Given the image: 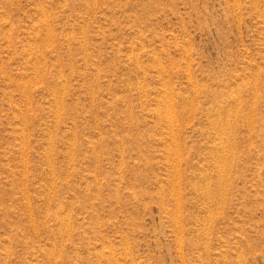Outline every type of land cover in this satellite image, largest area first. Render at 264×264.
Here are the masks:
<instances>
[{"label": "rangeland", "instance_id": "rangeland-1", "mask_svg": "<svg viewBox=\"0 0 264 264\" xmlns=\"http://www.w3.org/2000/svg\"><path fill=\"white\" fill-rule=\"evenodd\" d=\"M0 264H264V0H0Z\"/></svg>", "mask_w": 264, "mask_h": 264}, {"label": "bare ground", "instance_id": "bare-ground-1", "mask_svg": "<svg viewBox=\"0 0 264 264\" xmlns=\"http://www.w3.org/2000/svg\"><path fill=\"white\" fill-rule=\"evenodd\" d=\"M172 115V114H171ZM171 117H173V116H171ZM217 119V118H216ZM223 119V118H222ZM219 121V120H218ZM220 122V121H219ZM228 123V122H227Z\"/></svg>", "mask_w": 264, "mask_h": 264}]
</instances>
